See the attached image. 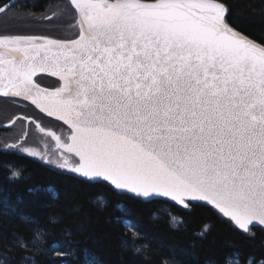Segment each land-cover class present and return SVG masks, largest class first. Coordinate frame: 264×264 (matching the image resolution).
Segmentation results:
<instances>
[{
    "label": "water",
    "instance_id": "1",
    "mask_svg": "<svg viewBox=\"0 0 264 264\" xmlns=\"http://www.w3.org/2000/svg\"><path fill=\"white\" fill-rule=\"evenodd\" d=\"M70 2L79 39L0 45L11 57L0 63V96L70 127L60 146L84 178L144 200L205 203L246 231L264 227V44L229 24L219 0ZM104 2L114 8L106 20L84 13ZM42 74L66 90L39 85Z\"/></svg>",
    "mask_w": 264,
    "mask_h": 264
},
{
    "label": "trees",
    "instance_id": "2",
    "mask_svg": "<svg viewBox=\"0 0 264 264\" xmlns=\"http://www.w3.org/2000/svg\"><path fill=\"white\" fill-rule=\"evenodd\" d=\"M9 1L0 0V8ZM60 1L67 9L59 17L32 18ZM219 1L229 24L264 44V0ZM93 10L84 13L98 22L114 8L104 2ZM43 33L57 41L81 37L70 0H20L0 15L2 36ZM7 101L0 96L8 109L0 119L12 118ZM28 113H43L69 129L35 105ZM4 121L9 122L0 121V264H264L263 226L246 231L205 203L144 200L107 181L53 167L41 148L47 143L41 138L49 135L40 132L26 141L38 146V156L33 148L2 144L11 127L1 125Z\"/></svg>",
    "mask_w": 264,
    "mask_h": 264
},
{
    "label": "flooded vegetation",
    "instance_id": "3",
    "mask_svg": "<svg viewBox=\"0 0 264 264\" xmlns=\"http://www.w3.org/2000/svg\"><path fill=\"white\" fill-rule=\"evenodd\" d=\"M102 5L103 4L100 5V8H102ZM93 9H95V7H88V8H85L84 11L86 12L94 11ZM13 37L21 38L24 41V43L19 44V45L5 44V41ZM51 40L57 41L43 34L27 35V36L16 35V36H9V37L0 35V45L7 47V48H11V49L41 47V46L50 44ZM71 40H76V38L74 39L69 38L67 41H71ZM27 41H31L32 43L28 44ZM10 59L11 57L0 55V63L9 62ZM35 80L39 85L50 88V89L65 91L67 88L61 79L52 77L49 75H44V74L39 75L36 77ZM3 98L7 99L8 103H12L16 106L15 108H13V111H12L13 113L10 115L12 117V120L9 121L8 123L11 122L13 125V124H16L18 121H23L22 123L18 122L19 123L18 126L15 125L16 130H22L25 132L22 134V137L20 139H22L23 136L26 137V135L29 133L30 130L31 132H35L34 134L38 137L40 136L41 133L49 135V137L51 138H47L48 141L45 147L48 148V145L51 144L53 147H55V149H58L60 152H62L63 157L59 158L58 162L68 165V166H65L66 168H70L71 165L73 166L77 164V163L74 164L73 162H71V159H68L69 153H72V152L64 150L60 146V142L65 145L70 142V137L72 134V130L70 129V127L69 129H67L66 127L53 121L50 117H47L43 113H36L35 115H29L28 111L31 105H35L40 108L39 105L34 104L31 101L20 99V98H10V97H3ZM63 124L66 125L65 123ZM14 133L18 135L21 132H14ZM53 133L58 135V138H59L58 140L56 139V136ZM72 154L73 156L75 155L74 153ZM46 160L48 162V158H46L45 161ZM78 162H79V159H78Z\"/></svg>",
    "mask_w": 264,
    "mask_h": 264
},
{
    "label": "rangeland",
    "instance_id": "4",
    "mask_svg": "<svg viewBox=\"0 0 264 264\" xmlns=\"http://www.w3.org/2000/svg\"><path fill=\"white\" fill-rule=\"evenodd\" d=\"M92 6V5H91ZM67 9V4L66 2L64 1H60V2H55L54 4H52L50 7H48L46 9V12H43L41 14H38V16L34 15L32 18H38V19H43V20H47V18L50 17V19H54L56 17H59L60 15H62ZM43 35H47L49 37L48 34H44ZM253 37V36H252ZM255 38V37H254ZM24 43V41L21 39V38H17V37H13V38H10L8 39L7 41H5V44L7 45H19V44H22ZM27 43H32L31 41H27ZM7 105L9 106L10 110L15 108L16 106L12 103H8L7 102ZM5 111H8V109L4 108V104H0V113L2 112H5ZM36 114V113H35ZM2 120H6V121H11V119H4V118H1L0 121ZM11 123V122H10ZM8 122H3L1 125H12V123L10 124ZM16 126L19 125V123L17 122L15 124ZM13 132V133H12ZM14 132H21L19 133L18 135H16ZM25 133L24 131L22 130H16L15 127L12 125L10 127V131L5 134L1 140L2 144L5 143V144H18L20 147H27L28 149L29 148H33L36 153L38 152V146H34L32 145L31 143H27L29 145L26 144V141H29V142H33L34 141V137L32 136H35L34 133L35 132H31V130L29 131V133L25 136H23L22 139H20L22 137V134ZM43 139L44 141H48L47 138H41ZM46 145V144H45ZM45 145L43 144L41 148H46ZM47 152H48V155L50 157V164L51 166L53 167H60V166H68V165H65L63 163H59V158H62L63 155H62V152H60L58 149H55V147H53L51 144L48 145V148H46ZM27 152H30L28 150H26ZM39 153H37L38 155ZM39 156V155H38ZM68 159H71V162H73L74 164L76 163V157L69 154L68 156ZM70 169H72V165L70 166Z\"/></svg>",
    "mask_w": 264,
    "mask_h": 264
},
{
    "label": "bare ground",
    "instance_id": "5",
    "mask_svg": "<svg viewBox=\"0 0 264 264\" xmlns=\"http://www.w3.org/2000/svg\"><path fill=\"white\" fill-rule=\"evenodd\" d=\"M4 13H5V12H4ZM76 52H80V51L78 50V51H76ZM26 87H30V84L27 83V84H26Z\"/></svg>",
    "mask_w": 264,
    "mask_h": 264
}]
</instances>
